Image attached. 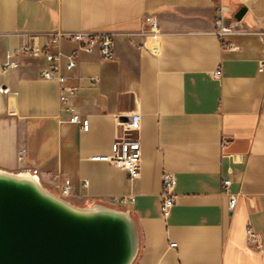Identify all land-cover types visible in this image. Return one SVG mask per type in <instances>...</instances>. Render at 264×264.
Wrapping results in <instances>:
<instances>
[{
    "label": "crops",
    "instance_id": "1",
    "mask_svg": "<svg viewBox=\"0 0 264 264\" xmlns=\"http://www.w3.org/2000/svg\"><path fill=\"white\" fill-rule=\"evenodd\" d=\"M218 17L230 31L217 33ZM56 29L114 33L113 57L80 51L73 69H62L88 128L67 121L58 82L39 75L44 59L19 56L0 73V169L35 172L78 206L128 210L139 236L133 264H264V0H0V57ZM133 113L141 158L130 178L91 156L109 152L123 135L118 122ZM165 170L175 177L167 214ZM223 179L236 194L232 208Z\"/></svg>",
    "mask_w": 264,
    "mask_h": 264
},
{
    "label": "water",
    "instance_id": "2",
    "mask_svg": "<svg viewBox=\"0 0 264 264\" xmlns=\"http://www.w3.org/2000/svg\"><path fill=\"white\" fill-rule=\"evenodd\" d=\"M245 11L241 5L234 18ZM138 245L128 210L78 206L35 172L0 169V264H132Z\"/></svg>",
    "mask_w": 264,
    "mask_h": 264
},
{
    "label": "built area",
    "instance_id": "3",
    "mask_svg": "<svg viewBox=\"0 0 264 264\" xmlns=\"http://www.w3.org/2000/svg\"><path fill=\"white\" fill-rule=\"evenodd\" d=\"M221 20V17H218V28L216 30L218 34L231 30L230 27L222 25ZM144 23L148 25L149 31L152 33L157 32L158 24L154 16L146 15ZM47 35L48 40L43 43H39L33 39L6 49L0 57V73L18 67L19 56L42 57L45 64L40 68L39 75L42 78L55 79L58 82L59 101L65 110L68 111L67 121L80 122L82 129L86 130L88 128L87 118H80L70 100L77 87L67 84V76L62 72V69L67 71L73 69L76 64V55L80 51L91 52L96 50L104 59L113 57L114 33L108 31H64L56 29L48 32ZM66 41L75 43V46L69 51H64L61 47L62 43ZM230 47L233 46L230 45ZM214 73L218 74L219 70H216ZM91 79L97 80L94 77ZM4 91H6V87L0 83V92ZM118 123L122 126L123 135L116 137L111 142L109 152L93 155L91 158L109 162L125 170L130 178H135L139 174L141 146L138 138L132 136L131 132L139 128L140 115L133 113L127 119ZM22 153V149L18 151V158L22 157ZM229 183V179L222 180L223 191L228 193V206L232 208L236 202V194L228 192ZM162 185L161 211L163 214H167L174 201L175 177L173 172L168 170L163 171ZM69 192L70 181L68 178H64L60 187V193L61 195H67ZM119 201L122 203L132 202L133 196H121L119 197ZM245 233L249 238L257 237L250 227H246ZM174 245V242L170 243V246Z\"/></svg>",
    "mask_w": 264,
    "mask_h": 264
},
{
    "label": "rangeland",
    "instance_id": "4",
    "mask_svg": "<svg viewBox=\"0 0 264 264\" xmlns=\"http://www.w3.org/2000/svg\"><path fill=\"white\" fill-rule=\"evenodd\" d=\"M133 263H134V261H133ZM133 263H132V264H133Z\"/></svg>",
    "mask_w": 264,
    "mask_h": 264
}]
</instances>
